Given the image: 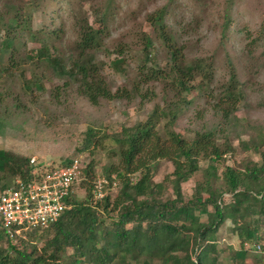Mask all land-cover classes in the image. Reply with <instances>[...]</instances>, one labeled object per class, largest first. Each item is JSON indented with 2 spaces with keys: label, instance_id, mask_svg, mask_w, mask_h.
I'll list each match as a JSON object with an SVG mask.
<instances>
[{
  "label": "rangeland",
  "instance_id": "obj_1",
  "mask_svg": "<svg viewBox=\"0 0 264 264\" xmlns=\"http://www.w3.org/2000/svg\"><path fill=\"white\" fill-rule=\"evenodd\" d=\"M85 23L97 31L98 46L92 50L88 45L81 53L79 29ZM9 35L11 46L0 54L4 64L0 106L5 108L0 149L54 164L73 158H79L83 166L90 163L92 175L83 172L73 185L76 200L85 197L89 182L105 179L108 168L123 167L127 145L112 140L113 134L145 122L153 109L162 116L170 107L178 108L170 128L186 139L195 131L214 128V143L221 150L225 144L230 147L210 162L218 176L225 166L240 169L261 161L258 152L245 150L240 142L258 140L260 135L264 140V0H0V41ZM42 46L45 54L38 55ZM168 50L176 52L175 67ZM86 53L95 57L104 86L110 93H122L120 97H100L91 104L74 81L59 77L49 62L55 57L68 66V61ZM116 58L121 59L117 71L111 66ZM176 67L185 89L172 81L178 76ZM229 75H234L242 94L232 105L222 106L231 108L232 116L222 122L213 105ZM160 119L168 124L166 117ZM88 128L93 137L86 141ZM153 128L161 129L157 124ZM196 160L199 169L180 183L182 199L191 196L197 184H204L209 163L203 155ZM171 171L170 161H157L152 180L163 189L155 198H173ZM2 176L6 179L2 182L11 183L17 174ZM111 178L104 191L110 202L119 189L118 178L114 174ZM219 200L224 221L216 231V252L211 257L216 264H234L232 258L240 248L232 231L237 217L227 206L228 193ZM206 210L212 207L207 205ZM198 219L204 221L206 215L199 214ZM260 227L257 242L243 243L246 255L240 264L264 258V221ZM30 243L39 246L41 239Z\"/></svg>",
  "mask_w": 264,
  "mask_h": 264
},
{
  "label": "trees",
  "instance_id": "obj_2",
  "mask_svg": "<svg viewBox=\"0 0 264 264\" xmlns=\"http://www.w3.org/2000/svg\"><path fill=\"white\" fill-rule=\"evenodd\" d=\"M226 27L224 20L223 30ZM163 28L160 26L159 30ZM97 35V31L86 23L81 26L79 51L83 53L88 45L95 50ZM12 38L9 35L0 41V54L11 46ZM147 43L150 44L149 39ZM168 53L171 67H175L176 52L168 50ZM37 54H45V46L39 48ZM94 59L93 54H87L71 62L67 60L68 66L55 57H50L49 62L59 77L66 75L73 80L77 91L91 104L100 97H120L122 93H110L104 86ZM120 64L121 59L116 58L111 66L117 71L121 69ZM3 67L4 64H0V73ZM177 69L174 71L178 76L172 77V81L185 89ZM236 83L234 75H229L213 105L222 122L232 118L231 108L222 109V106L225 102L232 105L242 94ZM170 108L162 116L153 109L145 122L122 127L113 134L112 140L125 143L127 150L123 155V167L108 168L105 172L108 183L112 174L119 180V189L112 202L105 194L92 204V182H89L82 200H76L70 194L66 208L56 221L42 230H28L26 238L17 237L16 243L10 242L0 225V264H216V258L211 255L216 252L213 242L216 231L224 221V205L219 202L222 193L229 194L231 200L227 206L237 217L232 231L240 248L232 259L234 264H240L246 255L243 243L257 242L260 223L264 221V150H259L264 140L260 135L258 140L250 138L240 142L245 150L258 152L259 163L252 162L240 169L225 166L218 176L216 167L210 162L221 158L230 148L228 144L221 150L214 143V128L195 131L191 139L184 138L170 128L178 111L176 107ZM4 114L5 108L0 110V132L4 126ZM162 117L168 119L167 125L161 124ZM155 124L161 129H154ZM92 137L93 132L88 128L86 141ZM137 153L138 158L134 159ZM198 155L206 157L209 163L204 169V184H197L191 196L182 199L180 183L199 169ZM161 158L172 164L168 181L173 198L166 200L154 197L163 189L161 183L152 180V170L156 169ZM27 160L24 156L0 149V191L13 181L2 182L6 180L2 176L4 173L24 178ZM70 160L61 163L66 164ZM91 169V164H86L84 174L92 175ZM207 205L212 207L211 211L206 210ZM203 213L206 220L200 221L198 215ZM35 239H41L39 246L30 243ZM67 249H70L69 253ZM254 264H264V258L257 259Z\"/></svg>",
  "mask_w": 264,
  "mask_h": 264
},
{
  "label": "built area",
  "instance_id": "obj_3",
  "mask_svg": "<svg viewBox=\"0 0 264 264\" xmlns=\"http://www.w3.org/2000/svg\"><path fill=\"white\" fill-rule=\"evenodd\" d=\"M83 167L79 158L66 164L28 158L24 178L16 176L9 187L0 191V225L11 243H16L17 237L24 238L28 230H42L57 220L67 206L73 185L83 178ZM105 179L92 182L93 201L105 195L109 185Z\"/></svg>",
  "mask_w": 264,
  "mask_h": 264
}]
</instances>
